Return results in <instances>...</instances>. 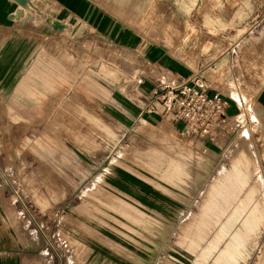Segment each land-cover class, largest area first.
Listing matches in <instances>:
<instances>
[{
    "label": "rangeland",
    "instance_id": "rangeland-1",
    "mask_svg": "<svg viewBox=\"0 0 264 264\" xmlns=\"http://www.w3.org/2000/svg\"><path fill=\"white\" fill-rule=\"evenodd\" d=\"M90 1L133 32L132 47L87 38L79 56L71 42L65 112L50 127L47 71L29 82L19 128L0 136L7 240L37 243V264H264V114L252 101L232 97L234 134L214 154L102 107L111 93L134 99L139 83L177 84L148 64L153 49L186 78L234 49L246 81L233 84L263 83L264 0Z\"/></svg>",
    "mask_w": 264,
    "mask_h": 264
},
{
    "label": "crops",
    "instance_id": "crops-1",
    "mask_svg": "<svg viewBox=\"0 0 264 264\" xmlns=\"http://www.w3.org/2000/svg\"><path fill=\"white\" fill-rule=\"evenodd\" d=\"M32 1L36 9L29 11L21 10L13 0H0V136L6 135L7 130L19 128V122L16 120L25 116L23 105L27 103L22 95L29 94L28 90L32 88L34 84L32 82L37 81L38 70L41 69L47 71L45 81H41L44 82L47 94L44 101L47 126H52L50 121L54 118L63 117L69 88V81L65 78L67 79L68 74L71 42L80 56L85 53L87 38L95 39V45L102 39L104 45L99 43L101 46L112 48L119 45L128 48L132 47L130 39L135 36L128 27L123 28L117 19L97 10L90 0ZM18 10H21V14L15 16ZM71 20L78 23V29L72 30V35L69 26ZM53 22L61 24L62 28L54 30L51 26ZM236 48L239 51V47ZM231 54H236L234 49L204 70L206 71L204 76L194 75L188 78L177 70L176 66L172 69L168 58L158 49L147 53V62L148 64L154 62L158 73L165 76L173 70L175 74L171 81L174 83L180 84L187 79H195L198 86L204 90L217 92L225 97L229 102L228 117L236 113L237 97L243 101H252L264 114V82L253 85L233 84V81L246 80L240 79L237 73L231 71ZM55 70L60 71V77ZM151 88L149 84L139 83L134 99L111 93L102 107L111 113L112 117H118L132 126L165 129L175 141L200 149L203 153L214 154L215 150H222L226 146L223 141L214 146L181 139L178 125L169 117L161 116V105ZM157 90L160 91V88ZM33 108V106L29 107L30 110ZM252 115L256 119L255 126L258 128L260 121L254 114ZM228 130L232 131L231 128ZM245 147L250 151L248 145H244ZM1 200L0 193V218L5 215ZM22 237L20 231H17L13 240H7L5 229L1 226L0 264H37V243L23 242Z\"/></svg>",
    "mask_w": 264,
    "mask_h": 264
},
{
    "label": "built area",
    "instance_id": "built-area-1",
    "mask_svg": "<svg viewBox=\"0 0 264 264\" xmlns=\"http://www.w3.org/2000/svg\"><path fill=\"white\" fill-rule=\"evenodd\" d=\"M32 0L28 9L35 10ZM153 95L161 105V116H167L178 125L179 137L186 141H196L202 145H218L223 141L228 145L234 130L228 129V100L219 93L204 90L195 79H187L173 87L163 85Z\"/></svg>",
    "mask_w": 264,
    "mask_h": 264
},
{
    "label": "bare ground",
    "instance_id": "bare-ground-1",
    "mask_svg": "<svg viewBox=\"0 0 264 264\" xmlns=\"http://www.w3.org/2000/svg\"><path fill=\"white\" fill-rule=\"evenodd\" d=\"M17 2H19L21 5H25L26 4V2H27V0H17ZM19 8L20 9H22L20 6H19ZM21 14V10H18L16 13H15V16H19ZM51 26L55 29V30H57V29H61L62 28V25L61 24H59V23H57V22H53L52 24H51ZM257 127V126H256ZM246 139V138H245ZM246 143V142H245Z\"/></svg>",
    "mask_w": 264,
    "mask_h": 264
},
{
    "label": "water",
    "instance_id": "water-1",
    "mask_svg": "<svg viewBox=\"0 0 264 264\" xmlns=\"http://www.w3.org/2000/svg\"><path fill=\"white\" fill-rule=\"evenodd\" d=\"M18 6H20L22 9H28V4L30 2V0H27L25 5H21L19 2H17V0H13ZM55 23V22H54ZM54 29V28H53ZM55 30V29H54Z\"/></svg>",
    "mask_w": 264,
    "mask_h": 264
}]
</instances>
